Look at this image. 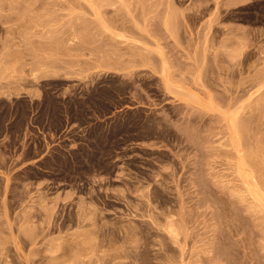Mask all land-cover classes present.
<instances>
[{
	"label": "rangeland",
	"instance_id": "obj_1",
	"mask_svg": "<svg viewBox=\"0 0 264 264\" xmlns=\"http://www.w3.org/2000/svg\"><path fill=\"white\" fill-rule=\"evenodd\" d=\"M239 161L264 0H0V264H264Z\"/></svg>",
	"mask_w": 264,
	"mask_h": 264
},
{
	"label": "bare ground",
	"instance_id": "obj_2",
	"mask_svg": "<svg viewBox=\"0 0 264 264\" xmlns=\"http://www.w3.org/2000/svg\"><path fill=\"white\" fill-rule=\"evenodd\" d=\"M240 154V153H239ZM242 156V155H241ZM244 163L245 164H247L248 165V163L246 162V161H244ZM243 164V163H242ZM242 164L240 163V161H239V163H238V166L236 167L237 169H236V172L238 173V177H239V179H241L243 176H245V177H249V179H248V181H250V182H248L246 179L247 178H245L242 182H243V185H244V183H245V189L246 190H244V188H243V190L242 191H244L243 193H245V191H247L249 194H250V196L253 198H251L250 199V201H253V200H257L258 201V203L260 202L261 204H264V193L263 192H261L260 190H262V189H260L259 190V188H260V186H259V184H258V182H256V180H254L253 181V177H254V175H251V174H253L252 172H251V174L249 175L248 174V172L247 171H249V170H244V168H242ZM244 166V165H243ZM249 166H250V164H249ZM246 167V166H245ZM248 169V168H247ZM250 169V168H249ZM252 177V181L250 180V178ZM256 178V177H255ZM254 178V179H255ZM259 187V188H258ZM247 194V193H246ZM245 194V195H246ZM248 194V195H249ZM251 204H252V202H251ZM253 204H254V202H253ZM264 206V205H263ZM263 208V207H262ZM170 226H172V225H169V228H170V231L171 232H173L174 231V229L172 228V227H170ZM32 236V235H31ZM115 256V255H114ZM115 258V257H114ZM108 259V258H107ZM99 260V259H98ZM113 260V259H112ZM115 261V260H114Z\"/></svg>",
	"mask_w": 264,
	"mask_h": 264
}]
</instances>
